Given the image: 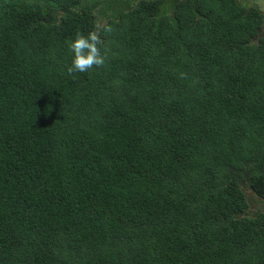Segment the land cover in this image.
<instances>
[{
  "label": "trees",
  "instance_id": "1",
  "mask_svg": "<svg viewBox=\"0 0 264 264\" xmlns=\"http://www.w3.org/2000/svg\"><path fill=\"white\" fill-rule=\"evenodd\" d=\"M240 0H0V264H264V17ZM97 23L106 62L68 74Z\"/></svg>",
  "mask_w": 264,
  "mask_h": 264
},
{
  "label": "clouds",
  "instance_id": "2",
  "mask_svg": "<svg viewBox=\"0 0 264 264\" xmlns=\"http://www.w3.org/2000/svg\"><path fill=\"white\" fill-rule=\"evenodd\" d=\"M112 31L107 24L97 23L96 30L87 35L77 33L75 40L69 43V49L73 53L71 66L67 67L68 74L86 73L94 67H103L106 55L102 53L99 45L102 43L100 32Z\"/></svg>",
  "mask_w": 264,
  "mask_h": 264
},
{
  "label": "rangeland",
  "instance_id": "3",
  "mask_svg": "<svg viewBox=\"0 0 264 264\" xmlns=\"http://www.w3.org/2000/svg\"><path fill=\"white\" fill-rule=\"evenodd\" d=\"M252 3H254V7L257 8V10L261 11L264 14V0H251ZM239 2H244L248 4L249 0H240Z\"/></svg>",
  "mask_w": 264,
  "mask_h": 264
},
{
  "label": "flooded vegetation",
  "instance_id": "4",
  "mask_svg": "<svg viewBox=\"0 0 264 264\" xmlns=\"http://www.w3.org/2000/svg\"><path fill=\"white\" fill-rule=\"evenodd\" d=\"M263 17H264V14H263ZM262 36H264V33H263V35Z\"/></svg>",
  "mask_w": 264,
  "mask_h": 264
}]
</instances>
